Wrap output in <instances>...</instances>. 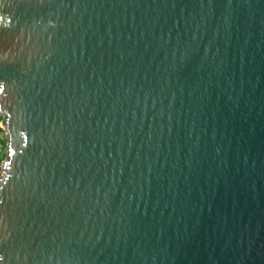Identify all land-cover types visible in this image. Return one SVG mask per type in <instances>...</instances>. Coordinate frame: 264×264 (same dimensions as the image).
Masks as SVG:
<instances>
[{
  "label": "water",
  "instance_id": "1",
  "mask_svg": "<svg viewBox=\"0 0 264 264\" xmlns=\"http://www.w3.org/2000/svg\"><path fill=\"white\" fill-rule=\"evenodd\" d=\"M0 264H264V0H0Z\"/></svg>",
  "mask_w": 264,
  "mask_h": 264
},
{
  "label": "rangeland",
  "instance_id": "2",
  "mask_svg": "<svg viewBox=\"0 0 264 264\" xmlns=\"http://www.w3.org/2000/svg\"><path fill=\"white\" fill-rule=\"evenodd\" d=\"M0 119H2L1 115H0ZM3 142L6 145V148L4 149V151H3V148H2V143ZM7 144H8V136H7L6 132L3 130V127L0 124V157H1L0 159H2V162L6 158V155H7ZM2 152H3V157L1 156ZM1 177H2V173H1V167H0V179H1Z\"/></svg>",
  "mask_w": 264,
  "mask_h": 264
},
{
  "label": "trees",
  "instance_id": "3",
  "mask_svg": "<svg viewBox=\"0 0 264 264\" xmlns=\"http://www.w3.org/2000/svg\"><path fill=\"white\" fill-rule=\"evenodd\" d=\"M0 121H1V119H0ZM2 148H3V151H4V149L6 148V145H5L4 142L2 143ZM1 156L3 157V152L1 153ZM0 158H1V157H0ZM1 162H2V159H0V164H1Z\"/></svg>",
  "mask_w": 264,
  "mask_h": 264
},
{
  "label": "snow or ice",
  "instance_id": "4",
  "mask_svg": "<svg viewBox=\"0 0 264 264\" xmlns=\"http://www.w3.org/2000/svg\"><path fill=\"white\" fill-rule=\"evenodd\" d=\"M0 90H2V88H0Z\"/></svg>",
  "mask_w": 264,
  "mask_h": 264
}]
</instances>
